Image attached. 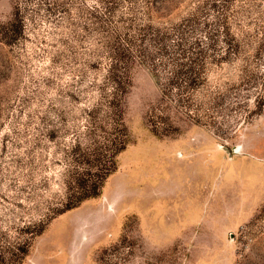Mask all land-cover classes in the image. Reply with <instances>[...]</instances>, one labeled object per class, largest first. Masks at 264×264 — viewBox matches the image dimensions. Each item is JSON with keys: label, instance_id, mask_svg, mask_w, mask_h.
Returning <instances> with one entry per match:
<instances>
[{"label": "rangeland", "instance_id": "1", "mask_svg": "<svg viewBox=\"0 0 264 264\" xmlns=\"http://www.w3.org/2000/svg\"><path fill=\"white\" fill-rule=\"evenodd\" d=\"M204 2L0 0V264L23 245L15 264H264V0L211 7L223 58L207 61L188 104L164 97L125 49L145 41L146 25L168 27ZM113 67L130 79L123 126ZM149 116L169 134H155ZM199 137L229 157L222 184L223 168L188 162L187 141ZM113 142L124 148L101 194L60 213L84 152Z\"/></svg>", "mask_w": 264, "mask_h": 264}, {"label": "trees", "instance_id": "2", "mask_svg": "<svg viewBox=\"0 0 264 264\" xmlns=\"http://www.w3.org/2000/svg\"><path fill=\"white\" fill-rule=\"evenodd\" d=\"M216 3L217 0H205L194 12L168 27L146 25L145 41L143 37L138 38L125 47L128 52L145 63L163 96L174 100L178 105L189 103L191 93L203 79L207 61L223 58L222 50L216 47L219 39H214L213 33L209 30L210 22L207 18L209 10ZM116 57L118 58V55ZM109 77L115 89L111 100L112 117L116 126H123L120 103L122 95L126 93L130 85V79L128 75L114 67ZM161 118L165 119L164 116ZM148 120L155 134L159 136L169 134L168 131L159 130L157 121H154L151 116ZM123 148L118 146L117 142H113L109 148L101 145L93 147L89 152H84L83 164L87 166L85 168L83 166V170L75 173L69 181L71 192L60 213L101 194L105 179L115 169L114 157ZM95 163L102 168L92 172L91 167ZM43 230L44 226H39L35 235ZM18 249L21 252L14 254L15 257L11 259L10 264L21 261V258L28 254L27 245L20 246Z\"/></svg>", "mask_w": 264, "mask_h": 264}, {"label": "crops", "instance_id": "3", "mask_svg": "<svg viewBox=\"0 0 264 264\" xmlns=\"http://www.w3.org/2000/svg\"><path fill=\"white\" fill-rule=\"evenodd\" d=\"M210 139H211L210 141L212 143V139L213 138L211 137ZM207 142H209V141L207 139H206V141H203L202 137L195 138V139H189L187 141V143H188L187 144L188 151H186V153L188 155V157H187L188 158V162L189 161L190 162L193 161L194 163H192V164L195 165V163H197L199 161L201 163V165L205 168L206 172L212 171L213 168H215V167L218 168V169L219 168H221V169L223 168V170H225V168L223 167V163L224 164H227V163L229 164V161H230L229 157H221V159H218L215 156V154L213 156L212 152L210 151L211 149L215 150L216 153H221V152L219 150L217 151V149L215 148L213 143L211 145H209ZM242 146L244 147V145H242ZM182 155H184V154L182 153ZM196 157H200L199 160L196 161L195 160ZM252 157H247L246 161L247 160H251ZM232 158L234 159L233 156H232ZM260 160H262V159H260ZM236 161H238V160H236ZM255 162L259 165V167L261 169L264 170V164H262L261 161L255 160ZM251 164H253V163H251ZM229 167H230V164H229ZM229 172H230L229 168H227L225 171L219 172L218 173V175H219V177H218V181L219 182L218 183L222 184V180H225V179L227 180ZM233 174L235 176L234 182L237 181V180H245L247 183H249V181L251 179V175L250 174L246 175L244 172H239L238 170H235V169H233ZM197 175H198L197 171L193 172L190 175V177L186 179V183L187 182H191L192 180H194L197 177ZM177 186L178 185L176 184V186H174V189H177ZM232 186H233V184L231 185L230 188H232ZM169 192H170V190L166 191L164 194H168ZM244 192H245V194H247V192H249V189H244L243 190V194H244ZM243 216H241L240 219L235 220L232 223V225H226L224 228L229 230L230 229L229 227L235 226V224H234L235 222L236 223H238V222L240 223L245 218V216L244 217ZM224 228H223V230H224ZM222 234H224V233L222 232Z\"/></svg>", "mask_w": 264, "mask_h": 264}, {"label": "water", "instance_id": "4", "mask_svg": "<svg viewBox=\"0 0 264 264\" xmlns=\"http://www.w3.org/2000/svg\"><path fill=\"white\" fill-rule=\"evenodd\" d=\"M233 151H234V152H238V149H236V150L234 149ZM243 161H246V160H238V161H236V162H243Z\"/></svg>", "mask_w": 264, "mask_h": 264}, {"label": "flooded vegetation", "instance_id": "5", "mask_svg": "<svg viewBox=\"0 0 264 264\" xmlns=\"http://www.w3.org/2000/svg\"><path fill=\"white\" fill-rule=\"evenodd\" d=\"M217 258V257H216ZM210 264H212V263H210Z\"/></svg>", "mask_w": 264, "mask_h": 264}]
</instances>
